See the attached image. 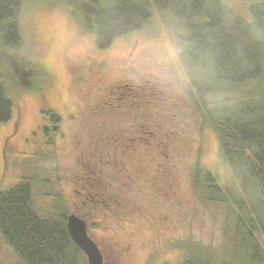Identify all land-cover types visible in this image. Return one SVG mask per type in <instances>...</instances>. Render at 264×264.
Here are the masks:
<instances>
[{"label": "rangeland", "instance_id": "obj_1", "mask_svg": "<svg viewBox=\"0 0 264 264\" xmlns=\"http://www.w3.org/2000/svg\"><path fill=\"white\" fill-rule=\"evenodd\" d=\"M253 1L264 0L228 4L249 21ZM19 29L22 45L8 57L33 64L37 85L16 87L11 61L0 59V81L12 102L10 120L0 124V188L29 179L41 211L86 215L88 237L101 250L104 244L129 249L120 264H180L181 245L189 241L220 254L228 208L208 202L194 167L220 187L231 177L214 135L185 96L189 72L173 32L154 16L143 30L100 51L79 16L40 2L25 5ZM98 103L102 111L92 114ZM45 106L60 118L56 132ZM92 138L102 139L100 148L109 141L103 160L116 158L133 175L122 192L129 214L98 185L95 175L111 171L93 168L86 151ZM0 264H18L2 241Z\"/></svg>", "mask_w": 264, "mask_h": 264}, {"label": "trees", "instance_id": "obj_2", "mask_svg": "<svg viewBox=\"0 0 264 264\" xmlns=\"http://www.w3.org/2000/svg\"><path fill=\"white\" fill-rule=\"evenodd\" d=\"M30 2L69 8L100 51L143 30L154 16L173 32L189 72L185 96L214 135L220 164L231 177L220 187L195 165L196 187L202 186L208 202L228 208L225 246L218 254L183 243L180 264H264V1L248 6L246 21L228 0H0V59L11 61L12 82L25 90L36 88L37 70L8 52L22 45L19 18ZM47 109L56 128L60 118ZM11 116L12 102L0 81V124ZM20 180L0 188V241L18 264H87L68 234L69 215L41 211L32 182Z\"/></svg>", "mask_w": 264, "mask_h": 264}, {"label": "flooded vegetation", "instance_id": "obj_3", "mask_svg": "<svg viewBox=\"0 0 264 264\" xmlns=\"http://www.w3.org/2000/svg\"><path fill=\"white\" fill-rule=\"evenodd\" d=\"M98 104L99 105L97 110L94 111L92 114H98L99 109L102 111V109L100 108L101 104L100 103ZM103 124L105 123L103 122ZM114 136L115 135H113V137ZM101 141H102L101 138H98L96 142L92 138L90 141L91 142L90 145L86 147L87 154L88 156L91 157L89 161L92 163L93 168L98 164L100 166L106 165V168H109L110 169L109 171L111 172L110 173L106 172L105 175H103V173L99 171L98 175L97 176L95 175V178L99 179L98 185L102 190H105L108 193L113 194L114 197L116 196L117 198H119V199L112 198L114 204H116V206H119L121 204L120 210L124 214H129L130 212L129 207L131 206V203H129L128 200L122 197V192L128 188L129 182L132 180L133 175L132 173L126 172L125 169L122 166H120L119 161L116 158L112 160H108V159H105V161L103 160L104 156L110 153L107 151V149L109 148L107 146L109 145L108 144L109 141H107L106 144H104L102 148H100L102 145ZM96 158H98L99 161H97ZM121 175H123V177H121ZM84 217L85 218L81 217L80 219H82L86 225L85 219L87 216L84 215ZM94 243L97 245V248L102 256L103 264H106L104 262L105 255L109 258L111 264H120L122 256L126 254V252L129 250L126 247H125L126 249H121L119 247L117 248L116 246L115 248L112 246L114 248L112 249L111 245L109 244H104L103 250H101L95 241Z\"/></svg>", "mask_w": 264, "mask_h": 264}, {"label": "water", "instance_id": "obj_4", "mask_svg": "<svg viewBox=\"0 0 264 264\" xmlns=\"http://www.w3.org/2000/svg\"><path fill=\"white\" fill-rule=\"evenodd\" d=\"M67 231L73 243L82 251L87 264H103L102 256L94 241L88 237L86 225L76 215L67 217Z\"/></svg>", "mask_w": 264, "mask_h": 264}]
</instances>
